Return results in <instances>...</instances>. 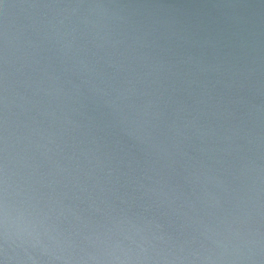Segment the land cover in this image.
I'll return each mask as SVG.
<instances>
[{
	"label": "water",
	"instance_id": "95a60500",
	"mask_svg": "<svg viewBox=\"0 0 264 264\" xmlns=\"http://www.w3.org/2000/svg\"><path fill=\"white\" fill-rule=\"evenodd\" d=\"M0 264H264V0H0Z\"/></svg>",
	"mask_w": 264,
	"mask_h": 264
}]
</instances>
